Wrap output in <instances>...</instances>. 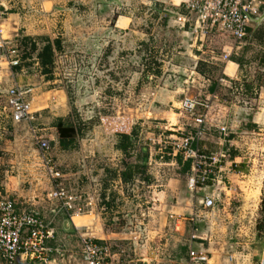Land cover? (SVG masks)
Returning <instances> with one entry per match:
<instances>
[{
	"label": "rangeland",
	"instance_id": "1",
	"mask_svg": "<svg viewBox=\"0 0 264 264\" xmlns=\"http://www.w3.org/2000/svg\"><path fill=\"white\" fill-rule=\"evenodd\" d=\"M176 4V0H0L5 40L0 50V196L13 198L20 209L40 211L54 230L52 254L59 264H82L79 235L94 240L89 229L93 221L125 241L150 239L161 259L184 253L182 248L194 233L218 249L221 258L242 254L247 257L244 264H260L264 248V230L256 229L264 218L260 141L250 139L242 147L251 152L243 170L245 196L231 205L243 207L241 217L232 221L220 215L216 225L215 210L197 207L204 192L187 189L186 173L168 142L192 128L180 109L184 97L208 101L207 118L216 119L210 127L215 138L222 136L218 120L226 119L230 130L226 110H239L245 105L242 99L264 94V19L252 23V32L236 43L220 31L201 30L194 17L182 24L177 16L185 11ZM262 11L264 5L258 13ZM46 40L53 53L48 75L42 74L37 58ZM228 49L233 51L225 71L232 75L236 63L233 77L223 72ZM12 51L18 62L14 66L8 62ZM12 86L30 90L32 120H11L5 93ZM57 118L74 122L78 129L64 148L59 146ZM124 132L134 134L135 145L127 153L117 145ZM39 138L47 140L44 157L58 176L49 174L37 147ZM207 143L212 144L207 146L211 152L219 150L215 143ZM142 147L147 152L142 177L131 168V179L123 183L121 172L143 163ZM59 189L66 199L54 197ZM63 200L84 213L69 216ZM216 201L214 207L220 208L221 198ZM176 205L196 206L200 212L184 224L180 235L164 225L167 212ZM73 216L74 224L80 225L84 217L90 225L74 229Z\"/></svg>",
	"mask_w": 264,
	"mask_h": 264
},
{
	"label": "built area",
	"instance_id": "2",
	"mask_svg": "<svg viewBox=\"0 0 264 264\" xmlns=\"http://www.w3.org/2000/svg\"><path fill=\"white\" fill-rule=\"evenodd\" d=\"M261 0H183V9L194 17L195 24L201 30L220 31L228 35L236 43H240L247 36V29L253 23L252 19L259 15ZM0 26V50L4 48L5 40L1 36ZM12 51L9 64L17 65ZM9 54V53H8ZM9 54V55H11ZM27 88L12 86L6 90L5 105L13 122L29 121L33 119ZM180 109L187 114L191 124V130H185L179 136L172 138L168 144L173 155H180L182 161L189 162V171L186 177V187L191 192L204 190L209 184L219 182L222 154L203 150L198 142L209 127L206 117L210 104L205 99L184 97L180 102ZM208 125V126H207ZM207 126V127H206ZM221 133L226 128L217 126ZM42 151L43 161L49 174L58 176L48 159L44 157L48 149L47 140L39 138L37 141ZM54 197L66 199L63 192H53ZM70 199V198H67ZM201 207L212 209L215 206L214 198L203 196L200 199ZM62 207L69 216L84 213L79 206L63 200ZM52 238V230L43 218L32 210L20 209L8 197L0 196V262L12 264L17 258L23 257L35 261L37 264H47L49 256L55 248L48 245ZM80 255L83 264H114L110 245L92 240L86 234L79 235ZM228 263L234 264L231 256ZM208 257L205 252L189 249L184 264H207Z\"/></svg>",
	"mask_w": 264,
	"mask_h": 264
},
{
	"label": "crops",
	"instance_id": "3",
	"mask_svg": "<svg viewBox=\"0 0 264 264\" xmlns=\"http://www.w3.org/2000/svg\"><path fill=\"white\" fill-rule=\"evenodd\" d=\"M172 1V0H169ZM175 2V0H173ZM179 7V9H183V0H176ZM264 5V1L261 2L260 8ZM184 10V9H183ZM185 13V14H184ZM183 15H178L177 19L181 21L182 24L189 21V19L193 20L192 16L187 15L186 12H184ZM251 28V26L249 27ZM253 28V27H252ZM228 36V35H227ZM229 37V36H228ZM232 49H228L224 54L223 58L227 60L226 64L223 67V72L227 77H233V75L236 73L237 65L234 63V71L232 75L226 74V67L227 63L230 61L228 60V57L230 53H232ZM262 95V96H261ZM258 98L255 97H248L245 100H241V103H244L245 105L243 107H240L239 110H236L233 107H230L228 110H226L228 114V120L230 121V130L228 129V126L226 125V119L224 121L218 120L221 124L224 125L226 130L224 133H221L218 135V137L212 136L210 127L214 125L212 118L206 117V124L209 123V127L205 128L204 133L202 134L200 141L196 142L201 148H205L206 150L210 151L207 146L212 147V144L207 143L213 142L215 145H217V148L219 150H215L216 152H219L222 154V163H221V170L219 173V182L209 184L204 190V195L210 196L214 198L215 203H217L216 199L219 197L221 198L220 202V208H216L213 206L211 210H215V216H217L216 221L213 225H216L218 220H220L222 217L220 215H225L228 219H232V221L237 219V216L241 217L243 210L242 206L239 207H232L233 202H238L244 198V186L243 182H245L242 178L244 177V169L247 166L246 163L250 161V155L251 152L248 148H245L243 150L242 147H244V144H247V142H251V140L256 139L257 141H260L261 147L264 148V107L259 106L261 103H264V94H261ZM252 104H255V107H252ZM240 115H237V113H241ZM244 113V116H243ZM237 122H239V127H237ZM190 123V121L188 122ZM215 126V125H214ZM217 127V126H216ZM208 129V130H207ZM208 132V133H207ZM209 134V135H207ZM251 136V137H250ZM214 147V146H213ZM214 151V152H215ZM247 155V156H246ZM203 198V197H202ZM201 198V199H202ZM13 203L18 207L17 203L13 198H10ZM198 208L201 207L200 201L198 202ZM197 207H180V205H176L174 210H169L167 212V216L165 217V223L164 225H167L168 228L171 227V229L177 233V235L182 234V230L184 227V224L186 222H193L200 212L198 211ZM216 208V209H215ZM242 208V209H241ZM27 210H32L35 212L38 216L43 218L40 211L37 210V208H26ZM243 210V211H242ZM187 211V212H186ZM186 215V216H185ZM86 216V215H84ZM219 217V218H218ZM73 217H71V223L74 227V229H77L78 227H87L90 225L87 223L86 218H82L83 222L80 225H76L73 222ZM44 219V218H43ZM48 224V223H47ZM49 225V224H48ZM194 225V224H193ZM49 227L52 230V238L49 239L48 245L53 247L52 245V239L54 238V230L49 225ZM164 227V226H163ZM210 229V227H208ZM90 234L93 235L94 240L101 243H107L110 245L112 254H113V262L114 264H184L187 258V252L189 249H195L197 251L205 252L208 257L207 264H224L227 263L226 257L227 255L231 256L234 260V264H244L247 258L245 255H237L235 254H226V257L221 258V253L218 249L211 248L210 242L208 241V245H205V242L197 237L194 233L190 235V237L187 240V244L184 245L182 248V252L179 255H169L161 259L157 253L154 252V250L151 249L150 245V239H128L124 240L125 238H121L120 236H117L118 234L109 233L107 230L103 229L99 226L98 222L95 221L92 222L91 227L89 228ZM146 234V232H145ZM150 231L148 232L147 236L149 238ZM150 245V246H149ZM54 248V247H53ZM80 253V252H79ZM80 255V254H79ZM28 261V263L31 264H37L35 261H31L28 259H25L23 257H19L16 259L14 263ZM80 261L81 255H80ZM4 263V262H1ZM47 264H59L57 262V257L55 258L54 254H51L49 256V261ZM83 264V262H82Z\"/></svg>",
	"mask_w": 264,
	"mask_h": 264
},
{
	"label": "trees",
	"instance_id": "4",
	"mask_svg": "<svg viewBox=\"0 0 264 264\" xmlns=\"http://www.w3.org/2000/svg\"><path fill=\"white\" fill-rule=\"evenodd\" d=\"M252 32V28L247 29V33ZM38 58V63L42 68V74L48 75L51 71V66L53 63V53L51 49V44L48 40H46V43L42 47L41 51L37 54ZM154 75L159 74V70H155ZM55 127L57 128V134H58V139H59V146L61 147H67L72 141V139L78 135V129L77 126L74 124V122H64L62 119L57 118ZM120 139L118 145V148H120L124 153L129 152V149L133 148L135 145L134 142V134L130 133L127 134L126 132L122 133L121 135L118 136ZM144 155H143V163L141 164H135L133 166H127V168L121 172L120 174V179L123 183H126L131 179L132 171L131 168H134V171L137 172L140 177L143 175L145 171V158H146V148L142 147L141 148ZM177 161L182 164V172L187 173L189 171V162L188 161H183L180 155H176ZM147 182L149 181L148 178ZM257 231H262L264 230V218L257 224L256 226Z\"/></svg>",
	"mask_w": 264,
	"mask_h": 264
},
{
	"label": "water",
	"instance_id": "5",
	"mask_svg": "<svg viewBox=\"0 0 264 264\" xmlns=\"http://www.w3.org/2000/svg\"><path fill=\"white\" fill-rule=\"evenodd\" d=\"M263 19H264V11H262L261 14L253 18L252 21L256 25V24H259ZM260 264H264V248L261 254V258H260Z\"/></svg>",
	"mask_w": 264,
	"mask_h": 264
},
{
	"label": "bare ground",
	"instance_id": "6",
	"mask_svg": "<svg viewBox=\"0 0 264 264\" xmlns=\"http://www.w3.org/2000/svg\"><path fill=\"white\" fill-rule=\"evenodd\" d=\"M257 186V185H256ZM258 188L256 187V189L255 190H253L252 191V197H253V202H255L254 200L256 199V196H257V194H258Z\"/></svg>",
	"mask_w": 264,
	"mask_h": 264
}]
</instances>
